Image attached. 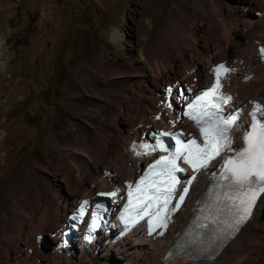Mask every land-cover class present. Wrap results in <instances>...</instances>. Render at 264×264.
Wrapping results in <instances>:
<instances>
[{
    "label": "rangeland",
    "instance_id": "374dc122",
    "mask_svg": "<svg viewBox=\"0 0 264 264\" xmlns=\"http://www.w3.org/2000/svg\"><path fill=\"white\" fill-rule=\"evenodd\" d=\"M137 2L0 0V36L4 42L5 57V66L0 69V256H4V260L8 235L12 236L15 246L22 245L25 238L31 246L36 229L40 227L44 204L42 201L35 203L37 189L45 187L53 192L58 187L62 193L66 190L61 184H65L67 172H77L71 154L72 150L78 149V145L70 142V138L79 128H83L90 138L98 134L107 135L103 123L114 126L122 121L125 118V113H122L130 107V95L135 92L140 94L147 88L151 74L148 72L145 76L141 65L133 60L145 36L140 31L142 27L159 32L168 10L181 18H190L186 20L185 41L190 39L187 38L191 32L192 45L185 52H179L184 48L183 42L173 50L176 65L185 64L190 50L195 52L197 48L202 50L209 46L218 57L223 47L229 44L238 47L235 62L229 59L232 64L229 73L237 76L244 68L237 66L244 61L242 55L246 58L254 52L264 55V41L260 44L253 41L257 36L264 40V26L257 29L248 26L255 18L262 17L263 1L261 4L257 2L256 10H251V21L243 18L235 9V3L240 5V0H139L138 5ZM111 28L123 34L119 42L111 40L107 32ZM243 32L249 36V48L243 47ZM195 54L198 58L203 56L201 53ZM208 65L206 71H209ZM185 66L180 67L182 72H188ZM186 77L182 73L178 76L180 80ZM245 77L239 83L248 82ZM197 78L193 77L192 80L196 81ZM122 88L130 92L129 96L120 93L119 89ZM257 90L260 93L258 98H264L263 87L250 91ZM260 99L254 102L262 103ZM249 101L253 103V99ZM152 127L150 125L149 128ZM103 167L101 165L100 169ZM56 172L59 173L57 178ZM99 184L103 183L99 181ZM199 188V185L196 186L195 191ZM64 218L51 234L49 231L42 232L45 236L43 245L50 253L36 254L31 259L33 264H57L52 251L60 239V232H56V228L65 222ZM19 221L26 230L22 238L17 236L16 224ZM116 226L114 224L115 233L118 231ZM100 237L90 248L95 256L104 254L105 244L111 241L109 236L103 241ZM46 239L50 243H46ZM80 239L77 237L76 241ZM263 239L256 242L245 259L237 264H264ZM135 240V237L130 239ZM76 241L66 246L74 249L75 258L85 249L82 241L80 245ZM29 245L24 248L25 255L28 249H34ZM13 259L14 255L11 264ZM20 261L18 264H21ZM98 261L104 260L100 257ZM114 261L112 258L108 260L110 264H114ZM22 263L28 264V261ZM119 263L124 264V261L120 260Z\"/></svg>",
    "mask_w": 264,
    "mask_h": 264
},
{
    "label": "bare ground",
    "instance_id": "6f19581e",
    "mask_svg": "<svg viewBox=\"0 0 264 264\" xmlns=\"http://www.w3.org/2000/svg\"><path fill=\"white\" fill-rule=\"evenodd\" d=\"M128 1L133 3L135 0ZM137 1L138 5L139 0ZM262 1L263 3L261 4ZM257 2H260L262 5L261 13H263L264 0H240V5L239 3L237 5L235 3V9H237V12L243 18L250 20L252 19L251 10L257 9ZM135 12L137 13L136 10ZM188 19H190L188 16L181 18L179 14L168 10L163 16L159 32L155 33L151 28L148 30L143 27L141 28L140 31L145 36L133 60H136L141 65L140 69L143 70L145 76L148 72L151 74V80L147 88L140 94L135 92V94L130 95V99H128V102H130L128 106L130 107L122 113H125L123 115L125 118L122 121L117 122L114 126L103 123L104 129L108 132L107 135L98 134L90 138L83 128H79L78 132L70 138V142L76 144L75 146L78 145V149L72 150L71 154L74 165L77 167V172L69 171L66 177L64 176L65 184H61V186H65L66 190L62 193L60 192V188L56 186L53 192L50 189L46 190L45 187L37 189L34 196L35 203L42 201L44 210L40 219V227L36 229L33 242L30 246L25 238L22 245L15 246L12 242V236L8 235L5 239L7 240V244H5L6 248L3 246L7 252L5 254L6 259L4 260V256H0V264H11L12 255H14L12 264H18L20 259L22 262L28 261V264H33L31 259L36 254H49L50 252L46 251L48 248L43 243H37L38 234L43 231L52 232L56 225L59 224L61 218L63 216L66 218L67 213L81 197L92 195L95 191L108 190L114 185H120L117 182L121 181L123 183L125 180L131 179L138 172V168L142 165L143 161L128 149L130 141L145 131H149L150 125H157L156 127L160 128L162 125L172 124L171 110L176 108V103H178L173 102V106L170 108H166L163 104L161 105L160 102L163 101V98L160 90H158L160 87L165 88L171 85L172 82L179 81L182 84L187 81L185 84L188 86L193 84L197 89L202 85L201 83L206 82L209 84L212 80L209 72L205 69L207 64H209L207 68L209 70L210 65L218 60L232 59L235 62V58L238 57V47L228 44L226 46L223 45V50L221 53H218V57H216L215 52L209 46L203 47L204 49L201 48L202 50L197 48L198 50L195 49V52L190 50V56L185 60V64L178 63L179 65H176L177 60L173 58V50L183 42H185L184 51L182 49L179 52H185L192 45L190 43L191 32L187 38L190 39L185 41L186 20ZM248 26L251 29L253 27L257 29L259 26H264V13L261 18L252 20ZM107 32L111 35V40L115 42H119L122 39L123 34L115 28L108 29ZM241 34L243 37V47L249 48V36L247 35V37L244 32ZM253 41L260 44L264 40L257 36L254 37ZM3 43V38L0 36V69L5 66ZM195 53H201L204 57L198 58ZM115 55L113 53V57ZM262 55L259 52H254L249 58L242 55L241 59H244V61L237 65L240 69L244 67L243 70L241 69L240 75H232L233 72H231L224 78L223 90L232 96L230 105H228L229 113H235L238 116L235 129L244 127L246 110L248 107H251V104L255 103V100L260 99L258 98V95H260L259 90H257L258 92L250 90L253 88L262 89V87L264 89V55ZM215 58L218 59L215 61ZM252 64L254 66L251 68ZM184 65H186L185 67L188 72L181 71L180 67ZM249 72H255L257 75L254 76V74L250 73L249 75L251 76L246 78V80H249L248 82L239 83L241 78L245 77ZM181 73L184 74V77L186 75L187 79L180 80L178 76ZM193 77L199 78L194 81L192 80ZM119 91L123 94L130 93L127 89L123 88L119 89ZM157 93H159L158 98H156ZM250 99H253V103L249 101ZM260 101L264 104V98H261ZM174 128L176 127L173 126L172 129ZM101 165L104 166L102 169H100ZM208 169H204L202 173L198 174L195 182L189 185V194L183 203V207L178 211H174L171 216L172 220L156 231L150 232L148 229L150 227L149 224L135 225L127 230V226L121 228V225L116 223L118 231L115 233L113 228V231L110 233L111 241L107 242L103 248L104 254L100 256L93 255L94 251L90 250L93 244L87 245L81 239L84 245L83 248L85 249L84 251L81 250L77 258H75L77 255L72 247L68 248L61 244L62 246L59 245L52 251L53 260L57 264H110L108 262L110 258L115 260L114 264H121L119 263L120 260L124 261V264H237V262L245 259L248 252L255 246V243L260 242L264 237V194L260 196L257 205L251 211L248 219L243 221L241 227L226 240L222 237L224 230L220 232L218 229V222L207 221L210 225V246H207L205 253H203L201 250L206 246V241L199 243L198 236L203 235L198 234L199 232L196 231L205 221L206 214L201 211L199 204L208 192L212 175L220 174L222 171V169H217L216 171L206 173L205 171ZM116 171L117 174H114ZM57 174L59 173L56 172V178ZM103 174H106L104 178H102ZM96 178L103 184H99ZM213 183L216 184L215 182ZM198 185L200 188L195 191ZM224 191L231 194L234 190L225 187ZM23 212L25 211L23 210ZM20 221L18 225L16 224V227H18L17 236L22 238L25 229ZM109 224L105 228L111 226ZM190 231L192 234L189 235ZM131 237H135L136 240L134 242L130 241ZM47 241L49 240L46 239V243ZM72 242L71 240L67 246H71ZM26 245L34 247L33 250L28 249L27 255L24 254ZM18 248H21V250ZM63 248H66L67 251L62 250ZM131 249L134 251H131ZM31 252L33 253L31 254ZM173 254H176V256H172ZM100 257L103 258V262L98 261ZM22 262L21 264H23Z\"/></svg>",
    "mask_w": 264,
    "mask_h": 264
},
{
    "label": "snow or ice",
    "instance_id": "6c2138e0",
    "mask_svg": "<svg viewBox=\"0 0 264 264\" xmlns=\"http://www.w3.org/2000/svg\"><path fill=\"white\" fill-rule=\"evenodd\" d=\"M221 70L227 71L224 69V65L218 66L215 69L216 82L195 96L187 105L186 115L199 128L202 141L198 142L197 139L192 138L185 142L180 138L181 134H176L174 137L175 147L172 151L165 148L163 143H158L155 148L151 149L156 151L159 148L167 155L160 156L151 163L147 175L141 177L136 184V192L139 194L137 200L140 204H143L144 200H150L153 203L159 202L163 196V204L165 209L167 208L170 195L179 183L176 174L184 171L180 167L179 161L182 160L192 169L198 171L207 167L225 150L233 151L230 131L237 125L238 116L224 115L223 105L231 101L232 97L220 93ZM256 111H260L259 105L256 106ZM252 117L250 130L243 133L242 147L235 151L234 155L224 159L223 170L219 176L221 181H227L224 187L234 190L231 194L225 193L224 198L231 201L235 208L238 215L237 224L248 219L258 197L264 194V122L256 119L255 111L252 113ZM163 135L171 134L163 133ZM143 147L149 148V145L145 144ZM131 187L129 185V188ZM148 189L154 190L153 195H147ZM183 191L186 193L187 188ZM100 195L115 196L116 192L100 193ZM128 195L131 197L133 193L129 191ZM180 200H183V196L180 197ZM84 204H87V201ZM83 211L84 208L81 205V214ZM145 214L147 213L145 212ZM157 215L159 216V214Z\"/></svg>",
    "mask_w": 264,
    "mask_h": 264
},
{
    "label": "clouds",
    "instance_id": "9594fccd",
    "mask_svg": "<svg viewBox=\"0 0 264 264\" xmlns=\"http://www.w3.org/2000/svg\"><path fill=\"white\" fill-rule=\"evenodd\" d=\"M43 234V233H42ZM44 235V234H43ZM45 237V236H44Z\"/></svg>",
    "mask_w": 264,
    "mask_h": 264
}]
</instances>
